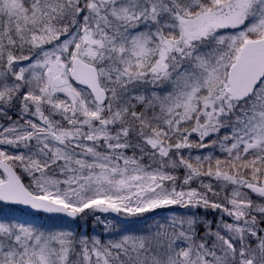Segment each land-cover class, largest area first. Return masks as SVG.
Returning a JSON list of instances; mask_svg holds the SVG:
<instances>
[{
  "label": "snow or ice",
  "instance_id": "1",
  "mask_svg": "<svg viewBox=\"0 0 264 264\" xmlns=\"http://www.w3.org/2000/svg\"><path fill=\"white\" fill-rule=\"evenodd\" d=\"M0 264H264V0H0Z\"/></svg>",
  "mask_w": 264,
  "mask_h": 264
},
{
  "label": "trees",
  "instance_id": "2",
  "mask_svg": "<svg viewBox=\"0 0 264 264\" xmlns=\"http://www.w3.org/2000/svg\"><path fill=\"white\" fill-rule=\"evenodd\" d=\"M89 231H91V229H89ZM105 237H102V239H104Z\"/></svg>",
  "mask_w": 264,
  "mask_h": 264
}]
</instances>
